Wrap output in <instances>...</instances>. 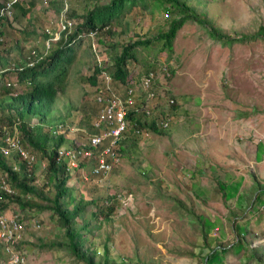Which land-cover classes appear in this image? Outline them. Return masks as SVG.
Instances as JSON below:
<instances>
[{"label":"rangeland","instance_id":"1","mask_svg":"<svg viewBox=\"0 0 264 264\" xmlns=\"http://www.w3.org/2000/svg\"><path fill=\"white\" fill-rule=\"evenodd\" d=\"M5 1L0 0V6ZM20 1L28 12L23 15L16 8L3 28L0 68L7 61L20 66L31 50L48 54L42 32L57 29L64 8L68 7L69 20L81 22L88 8L110 0ZM180 1L205 25L188 20L171 50L151 41L135 46V59L127 61L129 85L138 84L150 67L168 68L169 78L158 80V85L175 99L173 125L141 138L129 129L120 143L118 166L102 178L89 177L90 161L69 173L70 205L89 203L78 224L89 223L86 244H94L96 259L106 244L116 264H264V0ZM30 2L34 6L28 8ZM146 4L147 8L133 7L110 31L102 30L99 41L84 39L76 46L67 87L58 93L46 117L51 124L66 120L67 142L62 146L85 142L97 118L94 99L100 78L96 84L87 80L93 73V53L111 69L112 55L128 42L153 39L167 31L174 14L159 1ZM209 28L228 37L217 39ZM19 83L17 79L10 92L18 90ZM113 87L123 96L124 82L114 78ZM8 90L3 89L0 100ZM8 114L0 110V126L10 125ZM29 123L39 122L33 117ZM20 142L35 157L32 184L45 198H52L47 160L24 140ZM5 160L15 165L11 158ZM15 192L22 202L41 208L48 204L43 198ZM118 196L132 199L125 204L115 200ZM112 200L117 210L107 217ZM35 206L12 202L5 210L23 217L19 249L28 264H86L63 244L66 238L56 215ZM228 245L232 250L218 249ZM250 248L257 250V260L249 258Z\"/></svg>","mask_w":264,"mask_h":264},{"label":"trees","instance_id":"2","mask_svg":"<svg viewBox=\"0 0 264 264\" xmlns=\"http://www.w3.org/2000/svg\"><path fill=\"white\" fill-rule=\"evenodd\" d=\"M158 1L167 5L165 11L174 14V19L170 22L167 31L161 32L153 39L143 38L135 39L132 43L128 42L118 53L116 52L112 55V70L108 69L109 67H105L112 77L120 82H124L126 86H130L126 82L128 76L127 61L131 58L133 60L135 59V46L147 45L150 44L151 41H159L162 42L161 48L171 50L177 32L188 20H195L199 24L205 25L188 4L180 0H110L104 5H97V3H95L91 8L86 10L80 19L81 22L75 21L72 32H68V30L63 31L59 39L51 41V45L53 46L51 47L50 45L51 48L47 50L48 54L43 55V57L33 63L32 66H27V62L30 61L31 57L30 53L23 58L21 63H18L20 66H16L15 64L16 67L24 66L23 70L14 72V75L20 82V88L15 92H10L14 87L10 88L0 100V110L9 112L7 118L10 125L7 126H12L18 122V128L21 134L20 139L24 140L26 144L35 151L40 152L41 156L47 160L48 179L54 189L53 197L49 199L45 198L42 191L32 184L34 182L31 168L33 164L28 165L20 157L12 158L15 165L8 164L0 155V169L7 174L8 183L14 192L10 198L2 194L1 199L3 202L0 211H5L9 203L12 202H17L22 207L31 208V204H33L36 205L35 207L39 210L46 209L52 211L58 218L63 229V236L66 238L63 240V244H67V247L76 258L82 260L86 264H116V262L109 257L106 244H103L102 251H99V253H101L100 259H96L94 244H86L87 235H85L84 232L90 231V227H88L89 223L84 220L83 224L79 225L78 218L82 217L84 219L85 206L89 203L81 200L76 204L70 205L71 191L67 186L70 180V174L67 169V164L64 162H57L56 160L58 148L67 141L64 135L59 134L56 136L52 131L58 124L67 125L66 120L61 119L51 124L48 123L49 121L46 117L58 93L63 92L67 87L68 72L75 60L76 46L84 39L91 41L92 38L90 37V33L92 32H95L94 38L99 41L102 30H107V32L110 31L112 24L118 22L125 13L129 12L133 7L140 6L147 8V2ZM21 5L22 3L16 4L14 10L18 8L23 15H26L28 10ZM32 6H34V2H30L28 8ZM9 20L10 18H7L3 21L0 29L1 34H3V28L6 27ZM209 33L217 39L228 37L219 33L215 28H209ZM42 35L45 37L44 40L46 41L48 34L43 31ZM93 61V73L87 80L92 84H96L100 67L96 63V56L94 53ZM7 62L3 64L4 67L0 69L10 67L12 63L9 62L7 64ZM150 68L144 71L143 74L153 70ZM173 107L175 106L173 105ZM33 117L37 118L38 124L32 125L29 123ZM127 118L130 121L129 129L132 130V133L134 128L144 129L147 132L153 131L155 133L162 131V129L156 126L153 120L148 123L144 121L140 122V118L135 116L133 109L128 112ZM94 122L91 125V133L95 132L93 126ZM47 124L48 129L45 131L44 125ZM134 136L136 135L134 134ZM3 141L4 139L0 134V144H2ZM120 150L122 151L123 149L121 148ZM14 167H17V170H14ZM15 191H19L20 194L24 196L32 195L43 198L48 204L41 208L39 204L27 201L22 202L21 196L19 197ZM6 200L7 203L4 204ZM112 203L113 200L110 205H108L107 217L111 216V214L117 210L116 205ZM98 211L103 213V208L99 207ZM218 247L219 246H217V248ZM232 247V245H228L225 248L218 249H220V252H227V250H232ZM250 250L251 254L249 258L257 260V250L255 248H250Z\"/></svg>","mask_w":264,"mask_h":264},{"label":"built area","instance_id":"3","mask_svg":"<svg viewBox=\"0 0 264 264\" xmlns=\"http://www.w3.org/2000/svg\"><path fill=\"white\" fill-rule=\"evenodd\" d=\"M63 1L64 3L67 2V0ZM20 2V0H7L0 6V29L3 21L12 16L14 6ZM67 13L68 7L61 11L63 17L59 18L56 30L45 29L48 34L45 42V53L50 48L51 41L59 39L63 31H73L75 21L73 23L72 20H69ZM94 35L95 32L90 33L91 38H94ZM0 40H2L1 33ZM92 47L95 51L94 43ZM94 54L96 63L100 67L98 74L100 82L96 87L94 99L99 105L97 119L93 124L95 132L89 134L87 140L83 143H72L71 145L59 147L56 160L57 162L66 163L69 173L78 170L82 163L90 161L92 165L89 177L98 179L110 174L120 162V143L130 126V121L127 118L128 112L133 109L135 116L140 117L141 122L153 120L159 129L167 130L173 125L174 112L172 107L175 104V99L166 95L165 87L159 88L158 85V80L168 79L170 76L166 66H163V68L158 67L143 74L139 78L138 84L125 87L122 96L118 95L113 87L114 78L105 69L102 56L97 53ZM43 55H38L35 50H31V57L30 61L27 62V66H32ZM23 68L24 66L16 67L13 64V66L6 69H0V96H2L3 89H10L17 85V77L14 72L21 71ZM67 127L68 125L58 124L52 133L56 136L59 134L64 135ZM71 129L74 130L75 128L72 127ZM76 129L80 130V128ZM19 132L18 122L13 124L12 127L0 126V134L4 139L3 143L0 144V155L4 159L20 157L28 165H32L35 162V157L20 145ZM133 133L141 138V136L147 135L148 132L144 129L134 128ZM14 170H17V167H14ZM0 173L1 209L2 194L10 198L14 192L8 184L7 174L2 170ZM84 180L87 181L88 178L85 176ZM131 199V197L121 199L118 196L115 200H121L127 204ZM5 203H7V200ZM24 223L22 216L0 211V250L3 252L0 264H28L26 257L18 247L24 235Z\"/></svg>","mask_w":264,"mask_h":264},{"label":"crops","instance_id":"4","mask_svg":"<svg viewBox=\"0 0 264 264\" xmlns=\"http://www.w3.org/2000/svg\"><path fill=\"white\" fill-rule=\"evenodd\" d=\"M193 183H194V182H193ZM194 187L196 188V185H195V184L191 186V190H192V188H194ZM197 190H198V189H197ZM199 191H200V189H199ZM196 195H197V194H196Z\"/></svg>","mask_w":264,"mask_h":264}]
</instances>
